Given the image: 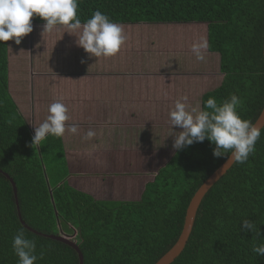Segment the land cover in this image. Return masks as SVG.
<instances>
[{
    "label": "trees",
    "instance_id": "16d2710c",
    "mask_svg": "<svg viewBox=\"0 0 264 264\" xmlns=\"http://www.w3.org/2000/svg\"><path fill=\"white\" fill-rule=\"evenodd\" d=\"M95 10L122 25L204 24L223 79L202 96L200 110L210 97L222 103L236 94L241 117L256 122L264 107V0H79L82 24ZM31 23L46 21L34 15ZM8 49L0 42V264H18L12 239L20 229L36 241V264H79L74 249L49 238L60 233L75 236L83 264H156L178 240L192 197L228 156L214 157L207 139L195 142L174 153L138 201H95L67 184L57 143L47 137L32 147L33 134L9 94ZM255 148L205 195L172 264H264L252 252L264 242V127ZM5 175L16 185L22 221L38 235L21 224ZM244 219L260 235L243 230Z\"/></svg>",
    "mask_w": 264,
    "mask_h": 264
},
{
    "label": "crops",
    "instance_id": "0c3cea01",
    "mask_svg": "<svg viewBox=\"0 0 264 264\" xmlns=\"http://www.w3.org/2000/svg\"><path fill=\"white\" fill-rule=\"evenodd\" d=\"M170 25L189 24H154L151 27L155 32L159 28L161 31L169 29ZM130 35V39L134 38L136 41L134 45L143 49L142 30ZM160 39L166 45L162 51L169 50V45L175 47L168 43L166 37L161 36ZM146 46L150 47L149 44L144 47ZM128 48H131L130 44ZM207 48L206 31V52H208ZM142 49L136 52L134 50V53L130 55L127 50L123 54L118 52L112 57L102 56L99 58L92 57L86 52L83 55L81 50H76L71 55V50H69L68 54L71 55V58L68 54L62 56L66 67L70 65L71 72H73L68 75L64 73L65 69L63 70L65 62H62L61 65L56 62V59L59 58L56 55L52 60L47 61L50 62L48 65H45L46 62L44 65L50 66L48 69L57 67L58 73H49L47 68L41 66L42 64H37L34 69L31 67L32 76L40 77L39 80H36V97L34 89L29 87L32 113H38L34 107L35 104H39L37 97L49 99L55 93V102L63 103L68 109L67 114L70 119L66 121V125L76 124L79 126L78 133L75 135L66 130L65 134L59 138L47 136L61 148L60 152L64 156L67 166L66 182L71 188L98 202L107 199L93 196L88 192L90 187L96 184V186L104 187L105 184L112 185L118 181L126 180V177L134 178L132 175L136 176V174H129L137 171L131 170L137 166L134 162V155L132 157L129 153L120 155V152L136 149L140 144L141 148L146 143L153 145V137L159 131V123L154 124L150 121L158 118L160 98L170 92L169 83L171 81L168 78L173 76L172 82L175 88L179 82L186 81V78L195 77L197 74L188 72L191 68L187 63L186 67L178 69L180 70L178 74L174 73L175 70L167 72L168 74L165 73L166 70L162 72L161 70L168 66H164L165 64L161 62L160 55L143 52ZM42 51L38 55L42 54ZM179 52L182 55L190 53L186 60L190 63L191 59H194L196 62L197 58L192 50ZM33 79H31L32 82ZM8 87L10 91L9 80ZM171 89L173 90L172 87ZM23 93L27 94L26 90H23ZM16 102L18 103V101ZM15 105L18 109L16 103ZM90 128L96 132L95 137L92 140H83L82 137ZM149 128H153L154 132ZM145 134H147L146 137ZM110 153H112L111 158L109 157ZM143 178L148 179L147 176ZM152 181H148L146 184Z\"/></svg>",
    "mask_w": 264,
    "mask_h": 264
},
{
    "label": "rangeland",
    "instance_id": "374dc122",
    "mask_svg": "<svg viewBox=\"0 0 264 264\" xmlns=\"http://www.w3.org/2000/svg\"><path fill=\"white\" fill-rule=\"evenodd\" d=\"M32 26L33 31L22 38L21 44H15L14 40L8 41L9 49L7 57L9 75L8 80L10 85L9 94L17 104L19 114L23 117L34 136L35 127H39L50 114L48 109L52 103H55L56 95L54 93L49 99L46 97H37L39 106L35 104L34 107L38 110V113H32L31 102L29 101V99L31 98L29 87L34 89V95L36 97V80H39L40 77L32 76L31 67L34 69L37 64H42V67L48 69L50 66L45 65H48L50 62L47 61L52 60L55 55L56 57L59 56V60L56 59V62H59L61 65L62 62H65V60L62 59V56L67 55L69 50H71V55L76 50H81V52L83 51L82 53L84 55L85 50L82 47L78 46L76 43L78 39L77 37L79 36V31L73 32L72 30L67 28V26H55L50 32H43L44 25L36 26L32 24ZM140 30H142L144 35L141 37L144 46L149 44L150 47L142 46V49L141 47H138V45H134L136 43L134 38L133 40L130 39L131 33L133 34L136 32H140ZM152 30H154L153 27L147 24L124 26L126 39L119 52H122L123 54L128 50L127 53L130 55L134 53V50L136 52L137 50L141 51L142 49L143 52H148L153 55H160L159 58H161V62L165 64L164 66H168L166 69H162V72L163 70H166L165 73L175 70L174 73L178 74L180 72V70L178 69L186 67L187 63L191 68L190 70H188V72L197 74L195 75V77L186 78V81H181L179 83L177 82L178 84L175 83L177 85L175 86V88L173 87L174 85L172 82L173 76L168 78L171 81L169 83L170 85L168 84L170 86V92L162 95V97L160 98L161 102L158 103L159 116L158 118L150 121L154 124L159 123V131L153 137V145H149L150 143H146L145 146L141 148L140 144L136 149L120 152V155L128 153L129 155H131L130 157L134 155V162H136L137 166L133 167L131 170L135 169L137 171H134L133 173L130 172L129 174H136V176L138 174V176L136 177L135 175H132L134 176V178L126 177V180L124 179L123 181H118L112 185L105 184L104 187L96 186V184L89 188L88 192L96 198L98 197L101 199H107L105 201H101L107 205L120 203L121 201H138L140 199V195L146 182L153 180L158 170L162 168L177 151V149L173 147L175 134L179 131H182V129L178 126H173L172 128L170 126L169 118V113L174 108L175 102L178 99L186 96L187 101L182 100L181 102L186 103L189 110H200L202 96L206 92L212 91L217 88L221 84L223 79V75L219 72L218 55L206 52V48H204L202 49V51L205 55V59L203 61L196 60V62L194 61V59H191V62L189 63L186 59L189 57L190 53L188 55H182L181 52H179L181 50H192V46L194 44H206V26L204 24L199 25L194 23L189 25H170L169 29H166L164 31H161L160 28L156 29L157 32H154ZM152 33H155V35H152ZM161 36L166 37L168 39V43H171V45L175 47H170L169 45V50L162 51L163 49H165L164 47H166V45L161 41ZM129 44L131 48H128ZM180 47H182V49H179ZM40 51H42V54L38 55ZM46 52L48 53L46 54ZM70 54H68L69 58H71ZM161 67L164 68L163 65H161ZM48 70L49 73H58L57 67L56 69L50 68ZM63 70L67 75L68 73H73L71 72L72 69L70 65L66 67V62L63 64ZM32 78H34L33 82L31 81ZM171 87L173 88V90L171 89ZM23 90H26L27 94L23 93ZM16 101H18V103ZM149 129L153 131V128ZM146 136L147 134H145V137ZM112 153H110L109 155L110 158L112 157ZM48 162H50V164H53L55 160L51 158ZM140 174L142 175L140 176ZM144 176H147L148 179L145 180L143 178ZM59 235L64 236L63 233H60ZM74 238V235L73 237H69V239L72 241L74 240Z\"/></svg>",
    "mask_w": 264,
    "mask_h": 264
},
{
    "label": "clouds",
    "instance_id": "9594fccd",
    "mask_svg": "<svg viewBox=\"0 0 264 264\" xmlns=\"http://www.w3.org/2000/svg\"><path fill=\"white\" fill-rule=\"evenodd\" d=\"M78 5L79 0H0V42L14 40L15 44H21L22 38L33 31L31 20L35 15L46 21L43 32H50L57 25L67 26L73 32L79 31L76 43L90 56H115L126 39L124 26L100 10H95L82 24L77 16ZM204 48L205 43L192 46L197 60L205 59L202 51ZM182 100L187 101V97L178 99L169 113L170 126L182 129L175 134V149L183 150L186 146L207 139L215 145L214 157L228 156L226 164H243L256 151L255 145L261 136V129L251 120L241 117L238 109L242 101L236 94H231L222 103L210 97L201 110H189ZM48 111L50 114L46 120L35 127L32 147H39L41 141L49 135L59 138L66 130L74 135L78 133V125H66L70 117L63 103H52ZM95 135L96 132L90 128L82 139L92 140ZM242 229L260 235L251 220L244 219ZM36 247V241L27 238L23 229L18 230L12 239V249L18 257V264H36ZM252 252L264 256V242L254 244Z\"/></svg>",
    "mask_w": 264,
    "mask_h": 264
},
{
    "label": "water",
    "instance_id": "95a60500",
    "mask_svg": "<svg viewBox=\"0 0 264 264\" xmlns=\"http://www.w3.org/2000/svg\"><path fill=\"white\" fill-rule=\"evenodd\" d=\"M263 58H264V42H263ZM254 124L257 127H259L260 129H262L264 127V107H263L261 114L259 115V117L257 118V120ZM227 161H228V159L212 175H210L209 178H207V180L201 185V187L194 194V196L192 197V199L189 202V205L187 207L183 228H182V231H181V234H180L178 240L176 241L174 246L156 264H172L175 261V259L180 256V254L184 250V248L188 242V239L191 235V232H192V229L194 226V222L196 219V215H197V212H198V209L201 205L202 200L204 199L205 195L210 191V189L220 180V178L222 176H224L226 174V172L234 164V163L230 164V162H229V164H226ZM0 173H2V172L0 171ZM5 176L10 181L11 186H12L13 194H14V198H15V204H16L17 213H18V218H19L21 224L26 229L31 231L32 233L38 235L39 233L30 229L22 221L21 214L19 211V203H18V199H17L16 185L8 175H5ZM49 238L56 240L58 242H61L65 245L71 247L72 249H74L78 254L79 264H83L82 254L79 251V249L77 248L75 242L71 241L68 237L63 236V235L49 236Z\"/></svg>",
    "mask_w": 264,
    "mask_h": 264
}]
</instances>
